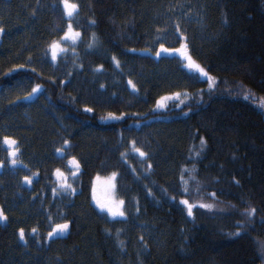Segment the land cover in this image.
Masks as SVG:
<instances>
[{"label":"trees","instance_id":"trees-1","mask_svg":"<svg viewBox=\"0 0 264 264\" xmlns=\"http://www.w3.org/2000/svg\"><path fill=\"white\" fill-rule=\"evenodd\" d=\"M263 105L264 0H0V264H264Z\"/></svg>","mask_w":264,"mask_h":264},{"label":"rangeland","instance_id":"rangeland-1","mask_svg":"<svg viewBox=\"0 0 264 264\" xmlns=\"http://www.w3.org/2000/svg\"><path fill=\"white\" fill-rule=\"evenodd\" d=\"M76 38H77V35L72 29H70L67 32V41L70 39H73L74 42H76L77 41L75 40ZM64 44L66 46L65 41H64ZM74 46L75 45L73 43L71 47H74ZM64 48L66 47L64 46L62 47L60 43H57L53 45L52 50L56 55H58L62 52ZM54 59L56 61L57 57ZM202 75L206 76L207 72L203 71ZM172 79L173 77L169 73L163 77V80H166L165 82L167 83L171 82ZM164 102L166 101L164 100ZM160 106L163 107L164 104H160ZM263 108H264V105H263ZM96 190L98 194H100L101 197L106 200V204L104 206L97 205L98 209L102 212H105L112 219H124L123 203L122 201L118 200L116 196L117 194H116L115 177H109L108 179H103V180L101 179V181L98 182V186Z\"/></svg>","mask_w":264,"mask_h":264},{"label":"bare ground","instance_id":"bare-ground-1","mask_svg":"<svg viewBox=\"0 0 264 264\" xmlns=\"http://www.w3.org/2000/svg\"><path fill=\"white\" fill-rule=\"evenodd\" d=\"M53 58H58L60 56V54L56 55L55 53H53ZM55 60V59H54ZM107 104V102L105 100H100V101H97L96 99H93L92 102H91V105L92 107L94 108H101L102 106L104 107L105 105ZM101 181V180H100ZM99 182V181H97ZM96 204V203H95Z\"/></svg>","mask_w":264,"mask_h":264},{"label":"water","instance_id":"water-1","mask_svg":"<svg viewBox=\"0 0 264 264\" xmlns=\"http://www.w3.org/2000/svg\"><path fill=\"white\" fill-rule=\"evenodd\" d=\"M74 165H77L75 162H73Z\"/></svg>","mask_w":264,"mask_h":264}]
</instances>
